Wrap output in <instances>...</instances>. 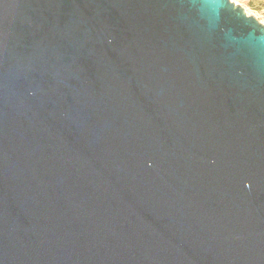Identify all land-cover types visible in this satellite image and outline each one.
Listing matches in <instances>:
<instances>
[{
	"label": "water",
	"instance_id": "water-1",
	"mask_svg": "<svg viewBox=\"0 0 264 264\" xmlns=\"http://www.w3.org/2000/svg\"><path fill=\"white\" fill-rule=\"evenodd\" d=\"M0 264H264V24L0 0Z\"/></svg>",
	"mask_w": 264,
	"mask_h": 264
},
{
	"label": "rangeland",
	"instance_id": "rangeland-1",
	"mask_svg": "<svg viewBox=\"0 0 264 264\" xmlns=\"http://www.w3.org/2000/svg\"><path fill=\"white\" fill-rule=\"evenodd\" d=\"M241 4L248 15L254 16L260 23L264 24V0H232Z\"/></svg>",
	"mask_w": 264,
	"mask_h": 264
},
{
	"label": "built area",
	"instance_id": "built-area-1",
	"mask_svg": "<svg viewBox=\"0 0 264 264\" xmlns=\"http://www.w3.org/2000/svg\"><path fill=\"white\" fill-rule=\"evenodd\" d=\"M245 9V8H244Z\"/></svg>",
	"mask_w": 264,
	"mask_h": 264
}]
</instances>
